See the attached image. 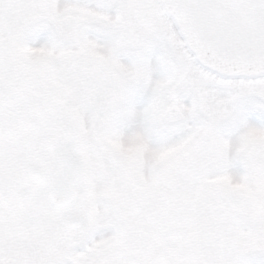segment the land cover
I'll use <instances>...</instances> for the list:
<instances>
[{"label": "snow or ice", "instance_id": "obj_1", "mask_svg": "<svg viewBox=\"0 0 264 264\" xmlns=\"http://www.w3.org/2000/svg\"><path fill=\"white\" fill-rule=\"evenodd\" d=\"M0 264H264V0H0Z\"/></svg>", "mask_w": 264, "mask_h": 264}]
</instances>
